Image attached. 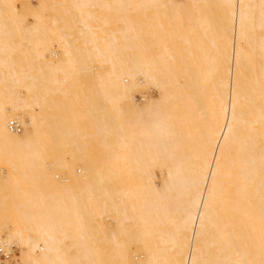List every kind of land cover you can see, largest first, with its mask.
Masks as SVG:
<instances>
[{"label": "bare ground", "instance_id": "6f19581e", "mask_svg": "<svg viewBox=\"0 0 264 264\" xmlns=\"http://www.w3.org/2000/svg\"><path fill=\"white\" fill-rule=\"evenodd\" d=\"M23 5L0 0V264H264V0Z\"/></svg>", "mask_w": 264, "mask_h": 264}, {"label": "rangeland", "instance_id": "374dc122", "mask_svg": "<svg viewBox=\"0 0 264 264\" xmlns=\"http://www.w3.org/2000/svg\"><path fill=\"white\" fill-rule=\"evenodd\" d=\"M30 2V3H32L33 5H37L38 3H39V0H14V3H15V5L18 7V8H20V10H25L26 11V9H25V5H23V4H26L27 2ZM33 1V2H32ZM18 2V3H17ZM48 11V12H47ZM51 9L50 8H47L46 9V11H45V14H47V17H48V15H50L51 14ZM27 12V11H26ZM50 12V13H49ZM26 14V13H25ZM26 21L28 22V24L29 25H32L33 23H35V21H36V19L34 18V17H32L31 15H29V14H26ZM118 27V29H122V26L120 27V24L117 26ZM257 30V33H258V35H261L262 33H264V29H256ZM81 36L82 35H80V34H74V36L72 37V39H71V41L72 40H76V44H78V45H82V39H80L81 38ZM209 43V42H208ZM54 52V54H52ZM52 55V56H51ZM49 56L50 57H53L54 59H65L67 56H66V54H65V51H64V49H63V47H61V46H56L54 49H50V52H49ZM259 57V58H258ZM257 58V59H256ZM255 60L257 61V63H256V65H258L259 64V61H261V56L257 53V54H255ZM79 66H80V68H82V64H79ZM173 66L174 67H176L177 66V64H173ZM106 70V68H104V67H102V66H99V65H97L96 66V69H95V72H104ZM256 74H258V72H256ZM83 83L86 85V86H88V85H90V84H92V80H89V79H87V80H84L83 81ZM155 91V92H154ZM150 94H152L153 96H156L157 95V92H156V90H153ZM139 99L140 100H138L139 102H144L143 100H142V98L141 97H139ZM126 104H127V102L125 101V102H123L122 104H121V106L125 109V106H126ZM23 128V127H22ZM22 131H23V129H22ZM21 131V132H22ZM20 133V132H19ZM68 148H75V147H68ZM82 153H86L88 156H87V158H83L82 159V156L80 157V161L81 162H83V163H88V162H94V161H97V157H95L97 154H98V151L96 150V149H90V150H88V151H82ZM5 171H7L6 169H5ZM156 174L158 175V179H157V181L158 182H160V179H161V175H160V172H159V170L157 171L156 170ZM61 178V177H60ZM130 223L132 222V220H130L129 221ZM117 233V232H116ZM137 246L138 245H136L135 244V242H132V244H131V250L132 251H134V250H136L137 249ZM135 247V248H134ZM15 248H17L16 250H15V253L17 254V256H19L20 255V249L17 247V246H14V249ZM103 249H107V250H109V251H113L114 249H115V246H114V244L113 245H110V244H107V245H105L104 247H103ZM19 254V255H18ZM9 260H11V261H13L14 262V254H13V257H12V259H9ZM107 264H118L117 263V260L113 257L112 258V262H109V263H107Z\"/></svg>", "mask_w": 264, "mask_h": 264}, {"label": "built area", "instance_id": "2783aa9c", "mask_svg": "<svg viewBox=\"0 0 264 264\" xmlns=\"http://www.w3.org/2000/svg\"><path fill=\"white\" fill-rule=\"evenodd\" d=\"M8 127L13 132H21L22 126L17 120H10L8 123ZM15 252L14 246L10 249L7 247L0 246V260H9L13 257V253Z\"/></svg>", "mask_w": 264, "mask_h": 264}]
</instances>
